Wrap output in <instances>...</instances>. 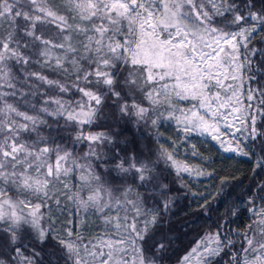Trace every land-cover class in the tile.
I'll return each mask as SVG.
<instances>
[{
  "label": "snow or ice",
  "instance_id": "1",
  "mask_svg": "<svg viewBox=\"0 0 264 264\" xmlns=\"http://www.w3.org/2000/svg\"><path fill=\"white\" fill-rule=\"evenodd\" d=\"M163 120L226 153L264 151V0H0V264H163L172 241L156 229L173 198L161 164L193 172L160 143ZM149 133L156 143L138 145ZM256 187L245 230L223 195L226 215L180 264L226 248L231 264H264ZM68 202L111 234L58 230L53 205Z\"/></svg>",
  "mask_w": 264,
  "mask_h": 264
},
{
  "label": "trees",
  "instance_id": "2",
  "mask_svg": "<svg viewBox=\"0 0 264 264\" xmlns=\"http://www.w3.org/2000/svg\"><path fill=\"white\" fill-rule=\"evenodd\" d=\"M260 6V0H257ZM48 29L55 34L54 25ZM261 37L253 40L254 45H259ZM50 76L51 73H48ZM40 100L39 95L32 97V103ZM25 107V105H21ZM162 129V127H161ZM174 133L166 137L160 133V143L173 152L174 158L193 170L192 174L181 173L176 176L170 167L161 164L165 168L164 176L169 183L173 203L167 216L162 217V223L156 229L158 232L166 233L172 243L169 251L163 259V264H180V259L187 254L191 248L208 233L216 231L218 221L226 215L225 211L219 209V202L223 195H230L229 207H237L236 217H228L229 223L236 231H244L250 222V214L247 212L248 200L251 195L256 199L258 194L257 185L264 182V170L255 167L258 156H264L261 145L249 142V156L228 155L221 153L216 147L201 142L197 137L188 139H177ZM130 139L132 137H129ZM138 145L152 146L156 139L149 133L147 139L138 140ZM84 151L83 146L77 149V153ZM199 173V174H198ZM75 180V177H72ZM259 205L261 201L256 199ZM56 208L53 205L52 218L56 228L68 223L70 213L74 210L68 202V211ZM124 214V213H122ZM93 216V214H92ZM93 221V220H92ZM235 240V237L229 234ZM239 243L234 245L239 248ZM45 252L51 251V241L48 246L37 245ZM229 249H225L219 256L213 258V264H231ZM48 257H45L47 260Z\"/></svg>",
  "mask_w": 264,
  "mask_h": 264
},
{
  "label": "rangeland",
  "instance_id": "3",
  "mask_svg": "<svg viewBox=\"0 0 264 264\" xmlns=\"http://www.w3.org/2000/svg\"><path fill=\"white\" fill-rule=\"evenodd\" d=\"M184 104H187V102H184ZM184 106V105H181ZM162 127V129H161ZM161 127L159 128V132L164 134V136L169 137L171 136V133H174V135L178 140L179 139H188L189 137H197L201 142L205 143V144H210L213 145L214 147H216L221 153L223 154H228V155H238L236 153H226L224 152L220 146L218 145V143L214 140L211 139V137L207 134L204 135H200L197 132H183L180 130V128L176 125V123L174 121L171 120H163L161 122ZM232 131H235V129H232ZM237 136H239V133H237ZM227 139V137H226ZM241 147H243V144L241 145ZM242 156V155H240ZM73 183H75V180L72 179V177L69 178ZM73 209V208H72ZM74 210V209H73ZM75 212V210H74ZM83 215V213H78V214H71L68 215L69 220L72 221L71 224L69 223H65L63 225H61L60 227H58V230H62L65 227H72L74 231H80L82 232L84 238L86 240H94V239H98L100 237L105 236L106 234H111L107 232V229L109 228L108 225L105 224L104 220L101 219L98 215L96 214H89L86 219L84 220L83 224L80 223V217ZM120 215H124L122 213H120ZM93 220V221H92ZM193 264H197V262L194 260Z\"/></svg>",
  "mask_w": 264,
  "mask_h": 264
}]
</instances>
